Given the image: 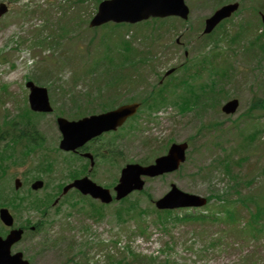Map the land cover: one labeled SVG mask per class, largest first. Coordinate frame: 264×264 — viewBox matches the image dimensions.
I'll return each instance as SVG.
<instances>
[{"label": "rangeland", "instance_id": "obj_1", "mask_svg": "<svg viewBox=\"0 0 264 264\" xmlns=\"http://www.w3.org/2000/svg\"><path fill=\"white\" fill-rule=\"evenodd\" d=\"M189 1L191 4L190 8L194 11L192 15L194 20L195 17L204 18L208 16L213 7H215V5L211 4L208 0ZM234 1L238 2L239 0ZM220 2L226 4L233 1L221 0ZM0 4H4L9 9L8 14L0 20V23L2 21L11 22V25L4 32L0 33V50L4 49V52H7L1 55L0 73L4 67L10 64L15 66V72L10 74L13 79L8 84L11 86L12 90H8L7 88L5 90H0L1 120H4L8 115L4 112L12 108V106L10 108L4 107L6 104H13L17 112H27L24 89L18 86H22L24 77L29 76L33 71L40 74V81L43 85L46 84V87H51L53 91L51 97L57 101V108H59V106L61 108L70 107L68 94L63 95V93H66L65 90L67 89L64 88L65 90L61 92V87L64 85V81L70 80L72 77L74 79L78 78V85L75 92L79 91L84 94L86 93L94 98L102 95V98L105 100L109 98V95L116 93L114 92V88L109 89L107 85H104L102 90L101 80L98 78L97 82H95V80L92 81L87 72L94 60L105 52L103 50V42H100L101 39H104L108 48L107 50H113V45L116 43L115 38H113L109 32L110 28L91 32V30L86 27L87 19L93 16L95 0H82V4H74L72 9L68 8L69 4H67V0L64 3H60L58 0H32L30 2L29 0H0ZM222 4H218L217 6ZM248 4L249 2L245 0L244 6ZM26 6L33 11L24 9ZM62 8L67 9L65 13L69 15L68 17L74 13L76 14L73 20L68 21L66 33H73V22L74 20H78L79 30L76 29L75 32L78 30V35H80L76 40L73 39L69 41L74 37V35H72L70 39L66 38L62 43L64 49L61 52H65L68 58L73 57L76 62L73 65V60H71L66 67L63 66L60 61H57V64H50L51 60L56 61L58 59L57 54L61 52L58 53L51 48H47L51 40H53V37L49 36V33H52V31L58 32V24L56 30H49L46 25L38 29L41 17H45L49 19L50 22H53L59 19V12L61 17L60 23H67L65 15L63 16ZM35 10L38 13L36 14L37 16L33 14ZM249 11L251 13L250 20H244L245 17H248L247 11L240 15L237 14L233 16L234 23L236 24L243 20L241 28L240 26H234L231 20H229L222 24L217 30L218 33H221L226 29L224 34L221 33V36L225 35L227 40L239 29L243 32H252V29L254 31L249 40L245 42L238 41V38L234 43L240 42L239 44L234 45L232 49L226 48L228 53H225V61L227 64H232L235 70L230 69L228 73L222 74V77L223 80L226 79L231 71H233L232 73L235 72V77L231 84L226 86V90L229 94L227 99L222 100V103L230 99H237L239 106L235 114L223 116L217 114L219 112H208L207 114H202L198 118L188 120L189 116L196 114L197 108L193 105H188L186 108V113L189 115L188 117L179 115L173 106H169L170 108H168V110L159 113L158 116L154 118L153 121H157V123L155 125L152 124L154 125L152 129L149 128V123L143 121V131L142 134L139 135V138L135 137L133 134L127 136L125 141L119 143V145L122 146L121 151L124 150L125 159H130L132 161L143 160L144 158L146 159L156 154L159 156L163 155L161 154L163 149L160 146L164 145L168 138L170 140L172 138V141L176 143L186 141L189 144L186 162L178 171L146 181L144 192L151 197L152 201L162 197L168 191L171 184H174L179 190L189 194L201 197L216 194L221 198L235 200L238 196L230 189L232 183L223 175L220 168L216 167L211 174L207 171L199 172L201 169L206 170L207 167L209 168L210 166L216 165L215 161L221 159L226 153H229L233 160L245 158V160L241 161V166H235L233 168L234 173L238 174V180L244 179L247 181V179L252 177L255 178L254 185L250 188L242 186L238 189V195H257L264 188V173L261 171V169L264 168V135H262L259 141L260 144L256 142L257 146L248 147L245 145L247 141L241 139L238 134L239 129H243L242 133H248L251 130L250 125L252 121L250 119L254 116H259L261 112L260 110L256 111V108L252 109L249 113L245 114L244 112L254 97H261L264 94V61L261 60L262 57H258L260 62H256V58H252L250 53V49L260 51L261 36L258 35V30L262 31L264 27L259 23V15L264 11V1L258 7L249 8ZM23 14L26 15L25 18ZM60 20H58L57 23ZM154 21L155 20L148 21L132 28L128 26L121 27L120 29L129 31L127 34H125L123 30H119L120 34H125V39L127 41L132 42L136 54H141V56H143V54L156 56L155 60L150 59L147 62L138 63L136 68L130 69L127 67L120 70L123 76L132 79L134 83L132 85L130 81L124 82L127 87L123 89L124 91H121V99H126L129 96H148L150 92L155 91V85H158V76L163 75L165 71L184 62V53H187L188 59H195L197 58L196 55H200L196 53L197 51L195 52L198 34H191L189 37L190 34H188L184 28L169 32L167 23L165 26H162L161 30H166L163 39L166 43L165 47L161 45V41L156 37V33L152 34V37L149 38L151 33L148 30L152 32L155 31L153 29L155 25ZM177 26H179V24H177ZM1 27L2 26H0V28ZM145 29L147 32H145ZM39 35H41L42 38L39 39L38 42L40 43L42 40L45 42L40 44L39 48L34 49L36 50L37 57L36 60L31 61L30 59H33V53L29 50L32 47H30L31 45H29L30 48L27 47L28 43L25 41L28 40L29 37L35 36L39 38ZM134 35L136 38L132 40V36ZM8 36L13 37L9 40L7 45L4 46L3 38ZM88 39L90 40V48L87 53L85 51V45ZM262 39H264V37ZM176 40L179 41L177 45L175 44ZM251 41L254 43L253 46H250ZM214 43H216L217 48L210 53L213 52V54L219 56L223 51V55V44L218 40H214L213 44ZM62 47L60 45L57 46L58 49ZM12 50L18 51L11 53ZM229 50L233 53L229 52ZM241 50L243 54L247 55L246 58L242 56ZM201 51V54L209 52L207 48H202ZM18 53L24 54L13 56ZM9 57L12 59L10 61L6 60ZM115 57L121 60L124 59L121 53H118ZM2 58L6 61H3ZM45 58H47L45 62L48 64L44 62ZM220 61L221 58H218L217 62ZM68 66L70 67L68 68ZM211 67L209 60H201L194 65L191 64L188 68L185 66L176 76L164 82V88L167 85V92H173L176 100L181 104L183 101L182 96L191 97L194 92L198 94L205 92L204 86L197 83L200 74L205 73L209 79L211 77L212 79L221 77L220 72L214 73V71H210ZM134 72H136V75H133ZM0 82H2L1 79ZM51 85H56L58 90L52 88ZM220 91L221 90L218 89V96L221 95ZM81 93L78 94V96H82ZM207 101L208 104H213L212 100ZM12 112L15 114L14 109H12ZM197 116L199 115L197 114ZM239 119H241L240 123ZM216 120L222 123L221 127L213 131L208 130L210 129L208 126L205 129L202 128V126L204 127V125L210 124ZM253 123H255V125L263 124L264 119H255ZM233 126H236V129H234ZM39 128L44 129L42 126ZM50 128L52 132H55L53 126H50ZM45 132L49 135L48 128ZM217 138L221 139L217 141ZM254 138L256 139L257 135H255ZM145 139L152 142L150 146H140ZM214 142L221 144L225 152L215 147L213 145ZM48 145L49 143L47 146ZM56 148V143L54 142L49 151L51 160L53 159V154L59 155V151H56ZM24 170L25 168H20L18 174H21ZM60 171L64 174L59 166L51 175L55 183L60 179ZM104 172H98L101 183L107 182L102 179L103 174L101 173ZM110 174L112 173L110 172ZM7 178L8 174L3 175L0 178V184L6 181ZM0 193L3 198L7 197L5 192L0 191ZM69 195L74 196L72 193ZM132 195V199L138 200L141 208L150 207L151 203L146 199L144 194ZM212 198L213 199L208 203L211 208L221 205L213 196ZM0 199H2L1 196ZM223 203L226 208H233L236 212V216H232L228 224H223L221 222V220H225L223 217H226L225 209L222 208L210 209L207 206H205L206 208L204 207L203 213H208L211 216L213 215L220 218L219 222L221 223H210V225H194L195 223L202 222V220L197 221L194 219V216L198 215L200 212L197 210L183 209L180 212L165 211L155 213L153 209H149L143 214V218L148 223L146 228L148 236L139 235L135 232L134 236L130 237V239L128 232L129 230L135 229V224L127 223L125 225L116 222L113 214L116 206L111 205L103 208V219L100 221H92L88 217L82 215V213L74 212L65 205L62 207L63 212L61 215L57 216L54 214L46 217L47 220L51 221L44 227V231L41 234L35 235L32 240L21 243L19 248L24 249L29 255L35 256L36 264H107L108 257H112V259L116 261L124 260V264H131V256L128 255L126 245L130 246L131 251L135 254L143 257L144 261H146L145 259L147 258L154 259V263L152 264H163L164 261H166V264H168V262H170L169 264H264V239L261 241L246 240L243 242L233 237V232H230L231 228L228 227L234 222L242 221L246 217V212L244 210H242L239 215V211L244 207L242 203L239 201H223ZM67 210L69 214L64 216ZM25 216L31 217L33 220L36 215L28 211L24 213L20 212V216L18 217L22 220ZM152 219L157 222L160 229H163V227H177L165 233L151 224ZM244 223L246 224L244 229H251L247 219ZM83 228H87L88 231L83 232ZM255 229L256 235L253 239L257 237L256 240H259L260 237L264 236V216L259 219ZM55 237L60 240V249H51L48 251H40L41 249H37L38 245L45 239L52 241ZM215 239L218 241L215 247L203 249V244L207 246ZM167 246H170L172 250L167 251ZM83 253L84 255H82ZM132 264L140 263L134 262Z\"/></svg>", "mask_w": 264, "mask_h": 264}, {"label": "water", "instance_id": "obj_2", "mask_svg": "<svg viewBox=\"0 0 264 264\" xmlns=\"http://www.w3.org/2000/svg\"><path fill=\"white\" fill-rule=\"evenodd\" d=\"M237 5H228L218 10L211 18L206 21L205 33L209 32L217 22L236 9ZM4 11L1 10L0 14ZM187 10L183 4V0H107L99 4L98 10L94 18L90 22V27L99 26L103 23L127 22L135 23L148 17H165L168 15H179L186 17ZM44 111L46 108L45 92L40 90ZM237 106L236 101L228 103L223 111L232 113ZM32 107L37 109V104L32 103ZM136 105L123 106L110 114L94 117L89 121L80 122L77 125H62L64 141L61 148L65 150L74 149L73 144L78 137L88 133V131L101 132L109 129H115L117 125L127 116L134 113ZM89 135V134H88ZM89 137V136H88ZM186 145L172 146L166 157L156 161V165L150 168H140L130 166L125 168L121 173L119 184L115 188L117 192L116 199H120L134 189H140L142 183L139 181L140 175L154 176L165 172H171L177 169L180 162L184 161V150ZM16 183V187H18ZM40 185L33 186L37 189ZM75 187L83 194H90L94 199H99L102 203H109L111 197L106 190L95 187L86 181H75L64 189L66 192L69 188ZM205 199L198 196L188 195L179 192L172 187V190L156 203L159 209H173L179 207H201L205 204ZM0 219L5 225H11L10 216L5 210L0 211ZM21 237V231L11 232L7 238L2 241L0 239V264H25L20 261V254L9 257V247L18 241Z\"/></svg>", "mask_w": 264, "mask_h": 264}, {"label": "trees", "instance_id": "obj_3", "mask_svg": "<svg viewBox=\"0 0 264 264\" xmlns=\"http://www.w3.org/2000/svg\"><path fill=\"white\" fill-rule=\"evenodd\" d=\"M259 49L261 52H264V44L262 42H261V46ZM125 50L127 51V53L133 52L132 47H129L128 45H127ZM107 60L109 62L106 65L107 69H105V73H106L107 78L104 79V82L107 84V86L109 88H111V87L115 88L117 86V83H120V82L122 83L125 80H128L129 78L123 76L120 73V67L119 66H121V65L116 64L110 58H107ZM117 66H118V68H117ZM99 68H101V71L104 70L103 66H102V62H99L98 66H97V70ZM116 91H118V89ZM116 93L119 94L118 92H116ZM117 94H113L111 97L118 99L119 96ZM150 98H152V100H153L151 103V106L154 108H157L160 105V103L163 102V99L159 94L152 95ZM253 99H254V101L252 103V107H258L259 109L264 110V94L260 98H253ZM184 101L186 103L189 102L188 99H186V98ZM164 102H165V100H164ZM164 102H163V105H164ZM185 107H186V105H185ZM184 110H186V108ZM19 137H21V135ZM219 164H221L222 171L225 174V176L231 182H233V186H231L232 187L231 190L233 192H235V194L238 196L236 201L241 202L242 205L247 210L248 225L251 227V229H244V228L243 229H237V230L234 229L233 232L237 231L236 235H238L240 237L244 236V234H245L247 236V239H252V240L256 241L257 237L255 239H253L256 235L255 226L258 224L259 219H261L264 216V188L257 195H255V194H247L245 196L238 195V189H240L242 186H244V187L245 186L246 187L252 186L255 182V178L252 177L250 179H247L248 181H244V183L242 180H238L239 179L237 176L238 174L234 173L233 168L235 166H239V161L238 160L234 161L230 154H226L225 158ZM261 171H262V173H264V168L261 169ZM210 172H211V170H210ZM212 196L216 200H225V198L223 199L219 195H215V194L208 196L207 200L210 201L212 199ZM225 201H228V200H225ZM218 207H219V209L220 208L225 209L226 217H225L224 221L229 222L232 219V216H236L235 209H233V208L228 209V208H226V206L224 204L220 205ZM135 209H136V205H134L133 208L129 207L127 209V213L132 212V214L134 215ZM117 213L120 216L121 209L118 210ZM210 219L213 222L215 221L214 223H221V222H219L220 220H217L214 217H212ZM233 224H236V223L234 222ZM52 246L55 247L56 244L53 243ZM131 256H132V261H134V262L138 263L141 260L137 255L133 254L132 252H131Z\"/></svg>", "mask_w": 264, "mask_h": 264}, {"label": "flooded vegetation", "instance_id": "obj_4", "mask_svg": "<svg viewBox=\"0 0 264 264\" xmlns=\"http://www.w3.org/2000/svg\"><path fill=\"white\" fill-rule=\"evenodd\" d=\"M10 149L11 148L6 146V145H0V157H1V162H3L4 165L8 161H10L8 164L12 165L15 161V157L18 156L17 152L14 153ZM34 194L35 193H30L29 191H27L23 196L30 199L33 197ZM36 195H39V194H36ZM42 198L44 199L45 196H42ZM21 201L22 200H21L18 193L12 194L8 197V200H6V202L0 203V208H6L9 211V213L11 214V216L13 217L14 225H13L12 229H21L24 231V233H26L28 236H30L31 234L35 233L38 229H40L42 227V219L44 216L47 215V211L42 210L41 212H37L36 215L39 218L35 221L28 220V221H24L23 223H20L17 220V216H18V210L20 208ZM23 205H25V203H23ZM10 230H11V228L8 229V228H6L0 224V236H2L3 238L8 234V232ZM20 251L21 250L18 249L17 245L13 246L11 249L12 253H16V252H20ZM21 253L23 255H25L24 251H21ZM29 260H30V258H28V261Z\"/></svg>", "mask_w": 264, "mask_h": 264}]
</instances>
